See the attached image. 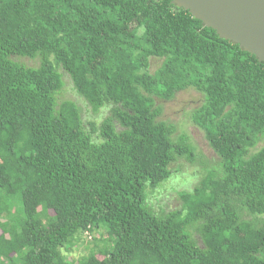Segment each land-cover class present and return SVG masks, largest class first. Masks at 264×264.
<instances>
[{"label": "trees", "instance_id": "1", "mask_svg": "<svg viewBox=\"0 0 264 264\" xmlns=\"http://www.w3.org/2000/svg\"><path fill=\"white\" fill-rule=\"evenodd\" d=\"M59 68L109 108L100 124L58 101ZM189 90L220 162L157 210L150 193L197 151L156 100ZM0 264H264V63L172 0H0Z\"/></svg>", "mask_w": 264, "mask_h": 264}, {"label": "rangeland", "instance_id": "2", "mask_svg": "<svg viewBox=\"0 0 264 264\" xmlns=\"http://www.w3.org/2000/svg\"><path fill=\"white\" fill-rule=\"evenodd\" d=\"M18 61L28 67H38L41 62L38 58H19ZM162 63V59L153 58L151 60V72L154 73ZM59 72L62 75L64 87L57 95L58 101L70 100L76 103L81 108L86 125L90 122L100 124L110 114L109 108H104L99 114H94L87 102L76 94L70 75L62 68H59ZM203 100L202 94L194 90L181 92L177 94L174 100L168 102L156 100L157 105L162 108L161 119L175 126V137L183 134L187 135L197 151L195 163L188 162L186 159L174 163L171 166L173 174L169 180L153 191V193H150V202L157 210L161 207L166 210L179 208L181 202L178 193L183 190H192L198 184L204 175V170L201 166L202 162L210 166L220 162V157L210 148L205 132L198 128L191 118L192 111L198 108ZM93 233H89V235L84 233L79 237L80 240L78 239L75 245L69 249L70 252L66 253L67 260H78L88 255L90 250L93 249L94 236L97 240H100L106 234L105 230H98ZM98 257L100 259L103 258L100 254Z\"/></svg>", "mask_w": 264, "mask_h": 264}, {"label": "water", "instance_id": "3", "mask_svg": "<svg viewBox=\"0 0 264 264\" xmlns=\"http://www.w3.org/2000/svg\"><path fill=\"white\" fill-rule=\"evenodd\" d=\"M172 4L264 63V0H172Z\"/></svg>", "mask_w": 264, "mask_h": 264}, {"label": "clouds", "instance_id": "4", "mask_svg": "<svg viewBox=\"0 0 264 264\" xmlns=\"http://www.w3.org/2000/svg\"><path fill=\"white\" fill-rule=\"evenodd\" d=\"M86 233L89 235V233H90V232H89V231H87ZM89 238H90V237H89Z\"/></svg>", "mask_w": 264, "mask_h": 264}]
</instances>
